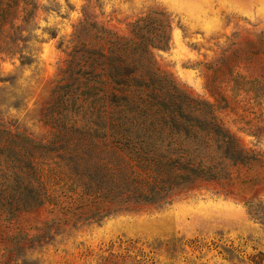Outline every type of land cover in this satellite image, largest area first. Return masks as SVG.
<instances>
[{
	"label": "rangeland",
	"instance_id": "rangeland-1",
	"mask_svg": "<svg viewBox=\"0 0 264 264\" xmlns=\"http://www.w3.org/2000/svg\"><path fill=\"white\" fill-rule=\"evenodd\" d=\"M16 1L8 21L18 31L5 23L0 35L14 49L0 51V264H264V0H32L26 23L31 0ZM111 42L153 58L160 81L122 92L104 84L98 54ZM112 93L136 102L112 116ZM164 95L163 106L154 96ZM163 115L217 119L243 160L216 146L203 152L216 178L168 204L100 221L66 213L77 196H60L57 136Z\"/></svg>",
	"mask_w": 264,
	"mask_h": 264
},
{
	"label": "trees",
	"instance_id": "trees-1",
	"mask_svg": "<svg viewBox=\"0 0 264 264\" xmlns=\"http://www.w3.org/2000/svg\"><path fill=\"white\" fill-rule=\"evenodd\" d=\"M17 5L16 0H0V35L5 33V23L16 35L14 19L8 18ZM24 6L31 9L22 10V23L28 21L36 8L32 0L24 2ZM9 33L6 38L12 45ZM82 46L84 53L93 56L87 45ZM148 47L155 45H145V53ZM126 48L127 44L111 42L107 54H98L103 60L98 64L101 74L97 77H105L103 83L112 86L115 92L130 85L148 87L158 83L154 59L126 56L123 53ZM1 50L12 53L14 49L12 45L9 49L0 47ZM97 62L93 60L90 67H96ZM139 68L141 72L137 73ZM154 99L165 105V95ZM111 100L116 103L112 116L124 113L125 109H120L122 104L128 107L136 102L116 93L111 94ZM166 118L163 115L161 119H100L91 128L59 134L57 140L62 146L56 150V167L60 196L67 190L77 196L65 212L75 221H100L129 207L165 205L195 182L216 178V164H207L204 151L216 150L217 146L223 159L243 160L244 150L217 119ZM44 191L49 199L46 186Z\"/></svg>",
	"mask_w": 264,
	"mask_h": 264
}]
</instances>
